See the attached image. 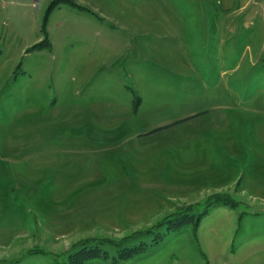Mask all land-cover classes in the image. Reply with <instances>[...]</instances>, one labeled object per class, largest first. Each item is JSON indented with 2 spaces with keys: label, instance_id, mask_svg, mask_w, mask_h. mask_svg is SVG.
I'll list each match as a JSON object with an SVG mask.
<instances>
[{
  "label": "rangeland",
  "instance_id": "1",
  "mask_svg": "<svg viewBox=\"0 0 264 264\" xmlns=\"http://www.w3.org/2000/svg\"><path fill=\"white\" fill-rule=\"evenodd\" d=\"M186 209L87 264H264V0H0V264Z\"/></svg>",
  "mask_w": 264,
  "mask_h": 264
},
{
  "label": "trees",
  "instance_id": "2",
  "mask_svg": "<svg viewBox=\"0 0 264 264\" xmlns=\"http://www.w3.org/2000/svg\"><path fill=\"white\" fill-rule=\"evenodd\" d=\"M213 198H220L219 196H213ZM206 205L210 203L207 201ZM191 209H186L180 213L173 214V218L166 217L163 224H166L165 233L159 234L153 230H147L137 233L134 237L121 240L119 242H113L111 240L94 239L89 240L67 255L61 262H53L54 264H87L93 260H107L111 263L126 262L144 253L148 247L157 245L165 234L173 232L178 229L176 225L181 218L185 215H190ZM201 215V214H200ZM180 218V219H179ZM179 219V220H178ZM178 220V221H177ZM170 223H175L171 225ZM33 254H40L34 252ZM53 261V260H52ZM30 264L31 262H25ZM17 264H20L19 262Z\"/></svg>",
  "mask_w": 264,
  "mask_h": 264
}]
</instances>
